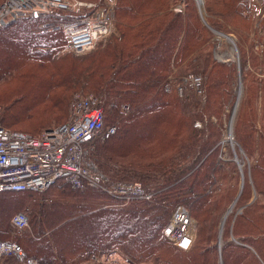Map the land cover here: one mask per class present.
I'll return each instance as SVG.
<instances>
[{
    "label": "trees",
    "instance_id": "1",
    "mask_svg": "<svg viewBox=\"0 0 264 264\" xmlns=\"http://www.w3.org/2000/svg\"><path fill=\"white\" fill-rule=\"evenodd\" d=\"M204 1L207 25L194 0L184 2V15L172 11L178 0H117L113 37L104 47L82 56L58 54L66 42L63 34L37 32L40 19H21L0 27V123L39 135L66 117L75 93L92 94L100 100L105 124H115L116 133L96 142L90 158L109 181L138 182L145 192H154L149 200L126 205L100 190H74L62 183L46 189H52L49 195L44 194L46 190L2 192L0 201H10L12 206L0 212V241H14L3 237V226L15 209L27 203L30 232L15 242L27 257L41 264L95 263L97 254L116 250L138 264H216L217 255L222 264H264V77L254 74L264 75V62L244 49L239 39L243 92L233 134L250 163L245 172L249 182L243 176L233 207H245L231 226L233 213L223 227L224 241L232 240L220 246V251L214 245L219 212L236 189L201 196L211 173L218 170L214 146L220 128L209 117L220 119L225 105L233 101L234 68L213 58L211 30L228 32L227 25L237 31L248 29L253 20L252 0ZM212 18L222 21L211 22ZM174 67L178 83L189 72L199 75L201 94L189 90L179 97L177 83L173 85L168 78ZM169 80L173 89L165 93L163 86ZM196 120L204 123L203 129L194 128ZM40 129V133L29 132ZM223 175V179L228 177ZM252 188L257 198L250 203ZM198 196L203 198L193 201ZM90 199L112 203L95 205ZM181 203L189 205L197 221L188 253L170 245L162 234L171 211ZM94 221L119 223L125 229L111 226L99 242L96 234L87 236L78 228L63 235L71 223ZM139 223L150 230L140 233ZM59 234L65 240L73 237L72 243L60 242ZM0 264L21 263L8 255L0 258Z\"/></svg>",
    "mask_w": 264,
    "mask_h": 264
},
{
    "label": "built area",
    "instance_id": "2",
    "mask_svg": "<svg viewBox=\"0 0 264 264\" xmlns=\"http://www.w3.org/2000/svg\"><path fill=\"white\" fill-rule=\"evenodd\" d=\"M115 6L116 0H3L0 27L21 19H40L37 32L61 31L67 50L82 56L95 50L112 33ZM182 80V85L176 86L179 97L186 90L201 94L200 77L189 74ZM172 89L169 80L163 90L170 93ZM105 119L96 96L77 92L71 97L67 121L39 135L13 130L0 123V193L43 192L62 183L74 190H100L121 205L149 199L152 194L145 192L138 182L109 181L90 158L96 142L106 141L116 133V125H106ZM11 226L17 231L25 230L26 213H15ZM192 226L189 212L178 206L163 233L176 247L188 250L193 242ZM8 255L21 264H41L27 257L18 243L0 241V258Z\"/></svg>",
    "mask_w": 264,
    "mask_h": 264
},
{
    "label": "rangeland",
    "instance_id": "3",
    "mask_svg": "<svg viewBox=\"0 0 264 264\" xmlns=\"http://www.w3.org/2000/svg\"><path fill=\"white\" fill-rule=\"evenodd\" d=\"M84 1H88V0H84ZM91 1L92 2H96V1L98 2L100 0H91ZM184 2H186V0H178V2L172 8V11L175 12V13H180V15H184V11H185ZM204 2L205 1L202 0V4L200 2V6H201V13H202L203 17L206 18V14H205V10H204ZM194 3L196 5V1L195 0H194ZM251 3H252L253 20H252V24L250 25V27H248V29L240 28V29H244V30L237 31L236 28H234V27H232L230 25H227L228 32H224V31H222V32H223V34L226 33L225 35H228V36L231 37L232 41L235 42L234 43L235 47H236V43L238 42V39H239L240 42L242 43V46H243L244 49H246L248 51L252 50L253 51L252 53L256 54L258 59L260 61L264 62V31H262V29H261V25L264 24V0H252ZM116 4H117V0H116ZM196 8H197V5H196ZM213 21H219L220 22L222 20H220L218 18H216V20H214L212 18L211 22H213ZM115 24H116V15H114V28H113L112 33L107 37V39L104 42L99 43L97 45V48L98 47L99 48L104 47L110 41V39L113 37L114 31H115ZM214 31L217 32L218 34L212 31L213 32L212 41L214 43L213 58L219 63H225V64H228V65H232L233 68H234V78L232 80V94H231V99L233 101L231 102V100H230L225 105V110L221 114V118L220 119H218V117L216 115H212V116L209 117V120L211 121V123L218 125L219 128H220V139L218 140V142L214 146L215 153H217L216 154V166L218 167V170H217L216 174L211 173L210 184L208 185V187L206 188L204 193L201 195L203 197H208V196H210L212 194L214 195V194H217L218 192L220 193L221 189L225 190V191H229L233 187H235L234 189H236V191L232 192V194H230V196L228 195L229 198H227V200H224L225 201L224 202V208H223L222 211L219 212V216H218V220L219 221H218V224L216 226V237H215V242H214L215 248L218 251L219 226H220L221 221L222 220L225 221V224L223 223L224 224L223 227H225V225L228 224L229 217L233 213L232 219H231V221L229 223V225L231 226V224H232V222L234 220V217L237 214L241 213L243 208L245 207L243 205H237V206L233 207V205L235 203L234 200L239 195L240 188H241V183H242V178H243V176H244V178L246 177L245 176V172L248 173V168H249V164L250 163H249L248 158L245 155L243 149L235 141L234 134H233V123H234V119H235L236 112L238 110L240 101L242 99V93H241V96H240V99H239V102H238V105H237V108H236V112H235L234 118L232 120V136L231 137L233 138V141H232L233 143H230L227 140V131H228L229 125H231L229 120H230V117H231V114H232V110H233V107H234V104H235V101H236V96L239 95L238 94V66H237L238 64H237L236 54H235V51L233 49V46H232L231 42L226 40V38L224 39V37H221V36H223L221 34V32L216 31V30H214ZM219 34H220V36H219ZM236 50H237V54H238L237 47H236ZM58 54H60V55H62V54L72 55L66 48V42H64L63 47H61L58 50ZM238 60H239V58H238ZM239 65H240V62H239ZM177 70H178V68L174 67L173 68V73L170 74L171 76H169L168 78L172 81L173 85H175V83H177V85H182V83H183L182 79L186 75L182 76L180 81H179V83H178L177 81H175V73L177 72ZM260 70H261V68H258L257 71L260 73ZM189 74H193V73L189 72ZM254 74L258 78L264 77V75L257 74L255 72H254ZM193 75H197V74H193ZM197 76L200 77L199 75H197ZM240 78H241V76H240ZM200 79H201V77H200ZM240 82L242 83V80ZM201 83H202V80H201ZM188 92H189V90H186L185 94L188 93ZM70 101H71V98L69 99L68 105L70 104ZM250 106H252L254 108L255 104H253L252 101H251V105ZM256 107L257 108L259 107V102L256 103ZM0 108H1V106H0ZM67 119H68V110H67L66 117L60 123H58L56 125H59L61 123L66 122ZM195 124H198V126L196 127ZM53 126H55V125H53ZM193 126L196 129H203L204 123L202 121H200V120H196V121H194ZM41 131H42V129H40V130H29V132H33V133H38V132L40 133ZM232 138H230V139L232 140ZM235 155L237 157V160H239L238 164L240 166V170L238 168V164L236 163V161L234 159ZM229 162L234 164L235 167L231 169L230 165H228ZM242 170H243V173H242V178H241L240 172H242ZM223 172H225V174H227V176H228V177L225 176V179H223V176H224ZM247 182H249L248 178H247ZM59 184L60 183H56V184H54V186H57ZM52 192H53L52 189H50L48 191L46 190V192L44 194L45 195H49ZM148 193H151L152 197H153V194H154L153 191H148ZM30 195L36 196V195H39V194H30ZM32 196H27V197L32 198ZM203 197L199 198V196H198L193 201L201 200ZM256 198H257L256 193H255V191L252 188V196H251L250 199H248V201H250V203H251V202L255 201ZM149 199H146V200H149ZM90 201H92V203L95 204V205H105V206L111 205V203H112L110 201H103V200H102L103 202H101L100 200H95V199L94 200L90 199ZM226 201H228V202H226ZM245 201H247V200H245ZM145 202L146 201L139 202V203L143 204ZM11 206H12V203L10 201H0V212H3L5 210H7ZM27 206L28 205L26 203V204L23 205V208L20 207V208L15 209V211L12 213V215H10L8 221L5 223V228L3 226V231H5V234L3 235V237L6 240H14V242H15L17 240H20L24 235H26L27 232H30V225H31L32 219H31V217H29V212L26 209ZM117 206H121V205H117ZM178 206H182V207L186 208V210L189 212V214L191 216V219L193 221V226L191 227V230H193V242H192V245H191V247L188 250H182V252L188 253L192 249V247L194 245L195 238H196L197 221L194 218V216L190 213L189 205L181 203V204H178V205H176L174 207V209L171 211L170 215L168 216L166 223H168V221H169L171 215L173 214L175 208L178 207ZM229 209H230V212L231 211L232 212L228 213L224 217L225 213ZM17 212H25L26 215L29 218V220H28L29 224H28V227L25 230L17 231V230H14L12 228V226H11V218ZM108 224H107V222L98 223V221L89 222V225L87 224V222L71 223L68 226V228H66L64 230V232H63L64 234L63 233L62 234L65 235L68 232H70V234H71V232L74 230V228H78V229L81 230L82 233H85L87 236H92L93 234H96L97 238H95V239L99 242V241H102L100 236H102V233H104V232L106 233L109 227L118 224V225H120V228H121L120 231L125 229L122 226V224H119V223H116V224L108 223ZM140 225H142V226H140ZM166 225L167 224H165V226ZM139 226L140 227H138V229L140 230V233H146V231L150 230L149 228L144 227L143 223L142 224L139 223ZM162 234L164 236L163 230H162ZM60 235L61 234H59V236H58V240L60 242L66 244V245H68V243H72L70 241L73 239V237H69L68 239L65 240ZM77 240L78 241H85L86 238L77 237ZM166 240H167L168 243L170 242L169 243L170 245H172V246H174L176 248V246L170 240H168L167 238H166ZM231 240H232V238L228 237L224 241V239L222 238V235H221V246L225 242L231 241ZM97 255H98L97 256L98 258L95 259V261H94L95 263L84 262L83 264H97L96 262H98L99 260L102 261L101 262L102 264H138L134 260H132L130 257L124 255L122 252H118L117 250L115 252L111 253L110 255L109 254H97ZM139 264H156V263L151 262V263H139ZM216 264H220L219 255H217Z\"/></svg>",
    "mask_w": 264,
    "mask_h": 264
},
{
    "label": "water",
    "instance_id": "4",
    "mask_svg": "<svg viewBox=\"0 0 264 264\" xmlns=\"http://www.w3.org/2000/svg\"><path fill=\"white\" fill-rule=\"evenodd\" d=\"M196 1V5H197V7H198V12H199V16H200V18H201V20L204 22V24H206V22L204 21V19H203V15H202V13H201V8H200V5H199V1L198 0H195ZM200 2L202 3V0H200ZM207 25V24H206ZM212 31L213 32H215L213 29H212ZM215 33H217V32H215ZM223 36H221V37H224V39L226 38V40H228L229 42H231V44L233 45V49H234V51H235V54H236V58H237V66H238V94L239 95H237L236 96V101H235V104H234V107H233V110H232V114H231V117H230V120H229V122H230V124L232 125V120H233V118H234V115H235V112H236V108H237V105H238V102H239V99H240V96H241V92H242V84H241V79H240V76H241V68H240V65H239V60H238V54H237V50H236V47H235V45H234V43H233V41H232V39H231V37L230 36H228V35H225V34H223V33H221ZM220 36V35H219ZM231 133H232V128H231ZM235 159L237 160V157H236V155H235ZM238 168H239V166H238ZM239 170H240V168H239ZM240 175H241V177H242V172H240ZM241 190H242V185H241ZM241 190H240V192H241ZM240 192H239V194H240ZM229 211L230 210H228L226 213H225V215H224V217L229 213ZM222 229H223V221H221V223H220V226H219V240H218V250H220V246H221V234H222ZM220 264H222V262L220 261Z\"/></svg>",
    "mask_w": 264,
    "mask_h": 264
},
{
    "label": "bare ground",
    "instance_id": "5",
    "mask_svg": "<svg viewBox=\"0 0 264 264\" xmlns=\"http://www.w3.org/2000/svg\"><path fill=\"white\" fill-rule=\"evenodd\" d=\"M199 1V5H200V0H198ZM202 4V3H201ZM200 8H201V6H200ZM218 34V33H217ZM220 35V34H219ZM233 43H235V42H233ZM233 46V45H232ZM231 128H232V125H229V128H228V131H227V140L230 142V143H233L232 141H233V138L231 137L232 136V133H231ZM230 136V137H229ZM230 138H232V140L230 139ZM234 159H235V157H234ZM235 161H236V163L238 164V161L239 160H236L235 159ZM238 166H239V164H238ZM239 168H240V166H239ZM242 178V177H241ZM241 185L243 186V178H242V183H241ZM240 190H241V188H240ZM238 197V196H237ZM237 200V198L234 200V202ZM230 210V209H229ZM230 212V211H229ZM223 221V220H222ZM223 223H224V221H223Z\"/></svg>",
    "mask_w": 264,
    "mask_h": 264
}]
</instances>
